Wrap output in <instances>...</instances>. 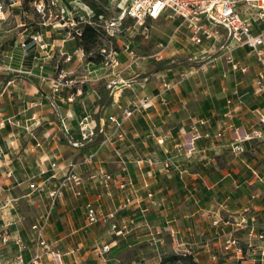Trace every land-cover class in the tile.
Returning <instances> with one entry per match:
<instances>
[{"label":"crops","instance_id":"crops-1","mask_svg":"<svg viewBox=\"0 0 264 264\" xmlns=\"http://www.w3.org/2000/svg\"><path fill=\"white\" fill-rule=\"evenodd\" d=\"M238 8L251 16L252 32L258 33L255 12ZM80 14L76 10L75 16ZM5 17L0 27L1 264H12L19 250L25 262L38 252L34 226L52 251L40 264H128L126 252L147 244L159 262L166 247L174 253L180 243L199 264H211L217 256L223 264H264L257 250L245 249L259 241L249 228L237 226L244 217L256 232L264 228V91L256 88L259 64L247 46L233 51L245 73L234 71L217 46L194 44L172 17L168 33L141 30V42L126 31L112 38L118 65L106 67L99 53L100 62H91L79 37H68L66 28L33 27L20 6L5 11ZM33 33L40 34L43 49L28 39ZM58 70L72 83L50 102L51 83L40 75L55 76ZM163 83L172 87L164 91ZM125 108L132 113L124 117ZM90 153L93 162L83 163ZM166 160L168 169L162 166ZM71 163L81 179L78 194L66 187L50 197L62 179L60 169ZM103 172L133 187L105 185ZM125 203L128 209L119 210ZM88 206L97 215L114 216L90 223ZM230 237L240 252L223 250Z\"/></svg>","mask_w":264,"mask_h":264},{"label":"built area","instance_id":"built-area-1","mask_svg":"<svg viewBox=\"0 0 264 264\" xmlns=\"http://www.w3.org/2000/svg\"><path fill=\"white\" fill-rule=\"evenodd\" d=\"M79 2L80 0H73ZM111 0H108L110 3ZM124 5L119 8L116 16L113 18H105L102 15H94L92 8L83 6L84 15H78L77 19L72 18L73 14L76 15V11L69 9L68 6L63 3L62 0H34V9L39 14H44L47 11L50 15L52 12V19L58 22H53L52 25L58 24L57 28H66L68 37L77 38L81 36V25L88 24L94 26L97 31L102 34L103 42L97 47L99 54L102 56V63L104 66H117L116 51L110 46L111 39L120 37L124 31L133 32L137 30L145 29L144 23L146 19H157L163 14L170 17H175L180 20L181 26H184L190 33L191 41L196 44H202L206 42L210 48L217 46L216 51L221 52V58L225 59V62L234 71L245 73L246 67L242 68L234 58L233 51L236 46H247L250 53L256 59L259 64V70L256 72L255 85L258 91H264V0H123ZM242 4L245 7V13L255 12L253 14L254 19L259 23L261 27L258 33H253L251 28V16L244 15L238 8ZM250 11V12H249ZM5 7L0 1V27L5 20ZM132 19L131 24H125L124 20ZM47 25V24H46ZM28 39L33 41L34 46L43 49L45 46L42 42L41 36L38 33H33ZM25 40L21 46H25ZM39 44V45H38ZM159 46H164L159 44ZM126 49L129 50L130 58L134 59V52L126 45ZM66 60L69 57L65 58ZM3 67L0 66V70ZM40 80L51 83L52 96L48 97L50 102L55 100V93L58 92L64 86L70 85L71 80L66 78V73L63 70H58L55 76L40 75ZM115 82L109 83L108 88L114 86ZM172 87L169 83H163L162 90L166 91ZM132 113L131 108H125L123 110L124 117ZM111 121L120 126V123L114 116L110 117ZM8 121V120H7ZM4 120L0 123L3 124ZM10 122V121H9ZM95 154H88L82 159L85 164H91ZM162 166L168 169L170 166L169 161H163ZM75 165L73 163L60 169L63 171L62 179L57 183V187L51 191L50 197L58 196L62 193L66 187H71L74 192L78 194V188L81 186L80 176L75 172ZM103 183L105 185H116L120 189L132 188V184L129 180H118L117 178L103 172ZM148 197L152 194L148 193ZM128 204H122L119 210H126ZM143 212L141 211V214ZM88 222L95 223L98 221H104L105 219L113 218V213L106 215H97L94 210L88 206L86 212ZM130 223H133L131 218ZM240 228H249V233L259 241V245L255 246L254 243H249V248L257 250L258 256L264 259V228L259 232H256V226L249 224L246 218H242L240 223L237 224ZM126 228V227H125ZM36 233V246L39 248L29 261L25 262L23 259L22 251L19 250L14 257L12 264H40L39 259L41 256L51 254V247L43 238L42 229L40 227H33ZM123 230H119L118 233H122ZM172 238L175 237V232H170ZM6 241L5 239H3ZM19 243V241H18ZM223 250H234L240 252V246L238 241L230 237L226 240L222 246ZM103 253L109 250L108 245H103ZM252 250V251H253ZM175 252L179 255H188L189 252L186 248V244L180 243L175 247ZM251 253V251H250ZM55 264H64L59 260L55 261ZM1 264V263H0Z\"/></svg>","mask_w":264,"mask_h":264},{"label":"rangeland","instance_id":"rangeland-1","mask_svg":"<svg viewBox=\"0 0 264 264\" xmlns=\"http://www.w3.org/2000/svg\"><path fill=\"white\" fill-rule=\"evenodd\" d=\"M0 1L4 5L5 11H10L12 9H15L17 6H20L22 10L25 12L24 20H26L28 24L33 25V27L59 26L58 24H55V23L54 25H52L53 22H58V23L60 22L59 20L55 21V19L54 20L52 19V15L54 14V12H52V15H50L47 11H45L44 14H39L35 11L34 4H32L34 0H0ZM44 1L45 0H43V2ZM62 1L68 6L69 9H72L74 11L82 10L83 15H84V11L82 8L84 4L87 7H89L86 4V2L82 0H80L79 2H74L73 0H62ZM96 1L104 5L108 2V0H96ZM111 1H113V4L109 6L108 9H106L105 14L103 15V17L107 19L115 17L117 12L119 11V8L124 5L123 0H111ZM77 17L78 15L75 16V14H73L72 16L74 20L77 19ZM170 18L172 17L168 15H162L158 17L156 21L154 22H151L150 19H146L144 23V26L146 28L142 30L146 31V29H148V32H147L148 35H150L151 32L153 33L154 31H156V33L158 34L168 33L169 30L167 28L168 26L167 23ZM125 21H127L126 24H131L133 20L126 19ZM133 33H135V36H134L135 39L141 42L140 40L143 39V36H144L142 31L139 29L137 31H133ZM124 36L125 34L123 33L120 37L122 38ZM139 46L142 47L141 44ZM246 248L248 250L252 249V247L249 248L248 245L245 247V249ZM167 249L169 248L168 247L165 248L167 252L160 258L161 260L159 262H155L153 261L154 260L153 257L156 256V252L150 244H147V248L141 251H135L134 247H131L129 251L126 252L125 260L128 264H173L171 263L170 258L172 257V255L174 256L175 254L176 255H179V254H177L175 251L174 253L171 251H168ZM224 261L225 260H223L222 257L217 256L216 259H214L211 262V264H223Z\"/></svg>","mask_w":264,"mask_h":264},{"label":"trees","instance_id":"trees-1","mask_svg":"<svg viewBox=\"0 0 264 264\" xmlns=\"http://www.w3.org/2000/svg\"><path fill=\"white\" fill-rule=\"evenodd\" d=\"M93 9L94 15H104L108 9V2L104 5L96 0H82ZM125 21V20H124ZM125 23V22H124ZM102 34L94 26L88 24L81 25V36L78 39V45L84 51L91 62H100L101 56L98 54V46L103 42ZM173 264H199L191 255H172L170 258Z\"/></svg>","mask_w":264,"mask_h":264}]
</instances>
